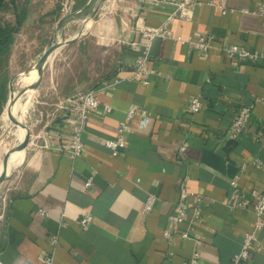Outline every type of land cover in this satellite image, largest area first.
Returning a JSON list of instances; mask_svg holds the SVG:
<instances>
[{"label": "crops", "instance_id": "obj_1", "mask_svg": "<svg viewBox=\"0 0 264 264\" xmlns=\"http://www.w3.org/2000/svg\"><path fill=\"white\" fill-rule=\"evenodd\" d=\"M263 3L190 0L179 12L167 1L104 0L83 34L92 40L91 50L102 54L100 76L85 80L98 83L93 89L100 107L83 134L84 152L80 158L69 155L75 120L61 108L83 86L75 89L69 78L68 91L60 89L59 81L53 92L42 89L43 95L65 101L50 108L43 124L37 118L40 128L28 141L26 157L12 166L18 174L0 212V264H45L50 257L52 264H184L196 250L199 264H264V219L256 231L251 208L229 206L233 179L245 195L264 192ZM69 12L74 11L62 17ZM163 26L169 38L144 36ZM204 33L212 38L206 53L178 40ZM232 45L263 57L234 67L226 51ZM144 56L155 70L147 84L129 78ZM43 83L42 77L31 94ZM195 97L205 107L192 114L187 107ZM8 103L7 93L0 91V127L2 118L10 120ZM132 106L145 110L150 123L141 128L139 116L130 121L125 146L113 155L105 141L117 138ZM244 107L251 108L250 118L243 133L233 137ZM183 188L203 198L201 216L190 224V210L186 222L174 225L171 215ZM149 197L156 202L145 213ZM85 216L93 221L84 228L79 221ZM166 230L188 232L189 238L166 239ZM250 233L257 238L249 259L235 263Z\"/></svg>", "mask_w": 264, "mask_h": 264}, {"label": "rangeland", "instance_id": "obj_2", "mask_svg": "<svg viewBox=\"0 0 264 264\" xmlns=\"http://www.w3.org/2000/svg\"><path fill=\"white\" fill-rule=\"evenodd\" d=\"M85 1H4L3 5L0 7V29L3 27L5 28V31H8L9 29L15 30L12 35V45L0 55V91L6 92L9 99L10 86L12 85L16 93L20 92L22 89L19 87L20 75L28 71L29 73L33 72L34 66L44 50L49 48L53 41L59 40L57 25L60 22L64 11L76 12L83 8ZM71 2H74L73 6H69ZM88 30L89 29L85 27L84 23H70L65 32V37L66 39H70L81 32L85 34ZM91 42L92 40L87 39L86 36H81L76 39L72 46L69 48L66 47V50L59 51L61 54L60 56H56L54 59L52 57L48 68L43 74L44 83L41 86L42 88L40 87L41 89L36 91L35 94L37 97L35 95V103L29 111L28 116L25 118V122L30 126V143L33 142V137L40 128L39 123L36 124L37 118H39L40 122L43 124L47 120V114L50 111V108L53 107L55 103L58 104L65 101V98L58 101L54 95H43L42 89L45 93L49 91L53 92L56 88H59L57 86L59 81L60 89L68 91L70 89L65 87V81L70 78L74 81L72 86L75 89L79 87L78 85L83 86L79 89V92L75 93L76 95L72 94L77 96L81 93L92 90L93 87L98 85L97 82L85 81L87 76L89 79L93 76H100L102 69V66L98 63L102 54L97 50H91V47H94ZM30 93L32 92L30 91ZM67 93L68 92H62L60 95H65ZM54 108L55 105L53 109ZM18 134L19 131L16 126H14L10 120L4 122L2 118L0 127V161L2 164L6 156L9 158L11 156V160L8 158L9 162H12L17 156H20L19 154H21V151L18 155L14 153L16 152L15 140ZM29 144L25 153L28 152ZM7 166L8 173L13 172L7 174L6 180L0 184V212L9 201V189L18 174V170L14 171L13 169L15 167H12L10 163H8Z\"/></svg>", "mask_w": 264, "mask_h": 264}, {"label": "built area", "instance_id": "obj_3", "mask_svg": "<svg viewBox=\"0 0 264 264\" xmlns=\"http://www.w3.org/2000/svg\"><path fill=\"white\" fill-rule=\"evenodd\" d=\"M153 2H170L177 6L179 12L185 11V6L190 2V0H151ZM223 9V4L220 5ZM261 14H264V3L261 7ZM225 12V11H224ZM147 38H169L170 32L167 26H163L157 29H148L144 35ZM182 43L193 44L195 48L203 53H206L211 48V36L207 33H204L195 39L190 38V40L184 41L180 40ZM227 57L230 60L232 66L236 67L240 64L242 60L251 59V60H258L259 58L263 57L259 53H249L246 49L241 48L236 45L229 46L227 49ZM155 74V70L150 68L147 65V57L144 56L142 59L137 60L136 62V69L130 75V79L134 81H139L143 84L148 83V78ZM118 81H116L117 83ZM100 107V102L96 96V91L94 89L89 90L87 92L81 93L71 99L65 101L62 109H65L67 112L73 114L75 124L72 129V134L70 136L67 151L72 158H80L84 152V144L82 141L83 134L86 130V126L88 120L90 119V115L93 111L97 110ZM205 107V103L201 97L193 98L188 104V111L192 114H195L201 111ZM105 110L109 113L111 110L109 107H106ZM251 108L244 107L242 108L234 122V129L232 131L233 137H236L243 133L246 123L250 118ZM137 116L140 117V127L146 128L150 123V118L147 115V112L143 109L136 108L132 106L127 114H126V121L120 124L118 130V136L116 139L106 140L105 146L113 153V155H117L119 149L125 146V139L124 133L128 130L129 122L132 121ZM184 149V147L182 148ZM91 182H87L86 186H90ZM232 193L230 195V202L229 206L231 208H238V209H248L251 208L256 216L257 225L256 231L260 230L262 227V219H264V192L258 190H252L248 195H245L238 189V180L233 179L230 182ZM156 202V198L149 197L145 206L144 212L150 213L153 210L154 204ZM204 203L203 198L200 195L193 194L187 192L186 189H182L180 193V198L176 205L174 206V210L171 215V222L174 225H180L187 221V215L189 214L190 210H192V215L190 218L189 223L192 224L200 219L201 213L199 210L200 205ZM39 214L41 217H45L47 214L44 210H39ZM93 221L92 216H85L80 219L79 223L82 227H87ZM164 237L166 239L172 238H181V239H188L189 234L188 232H180L179 234L170 232L166 230L164 232ZM257 236L256 233H250L245 235L243 249L234 258V262L238 263L241 260H248L249 259V249L251 244L256 240ZM50 242L52 245H56L57 238L52 237L50 238ZM199 253L196 250L191 258L184 264H199ZM53 260L52 257L46 258L45 264H52Z\"/></svg>", "mask_w": 264, "mask_h": 264}, {"label": "water", "instance_id": "obj_4", "mask_svg": "<svg viewBox=\"0 0 264 264\" xmlns=\"http://www.w3.org/2000/svg\"><path fill=\"white\" fill-rule=\"evenodd\" d=\"M103 1L104 0H89V2L86 4V6L83 7L82 9H80L76 12H69L61 18L60 22L57 25V33L59 34V40L53 41L51 46L49 48H47L46 50H44V52L39 57V59L37 60L35 66H34L33 70L36 71L37 78L29 86H26V88H22V86H21L22 77L28 76L30 74L28 71V72L22 73L20 75L21 77L19 79V84H20V87L22 88L20 92L16 93L14 91V88L12 87V85L10 86V99H9V103H8V112H9L10 107L13 104H15L16 101H18L19 99H22V100L26 99V93L27 92L35 91L38 88V86L42 80L44 71L48 68V65H49L54 53L57 50H59L60 48L70 44L71 42H73L77 38L83 36L84 33L81 32L78 35L74 36L73 38L66 39L65 32H66L67 28L69 27V24L70 23L76 24V23L80 22V23H84V25H85V27H87V29H90L98 17V14H99V11H100V8H101ZM9 118H10V120L14 126L20 127L23 130H25V133H26L25 137L22 140V142L20 143V145L18 146V149L20 151L25 152L27 145H28V141H29V128H30V126H29V124H27L25 122V119L22 121H18L16 118L12 117L11 115H9ZM7 163H8V156L5 157V160L3 162L2 172L0 174V182H2V180L6 176V173L8 172L7 171Z\"/></svg>", "mask_w": 264, "mask_h": 264}, {"label": "bare ground", "instance_id": "obj_5", "mask_svg": "<svg viewBox=\"0 0 264 264\" xmlns=\"http://www.w3.org/2000/svg\"><path fill=\"white\" fill-rule=\"evenodd\" d=\"M36 78H37L36 71L31 72L28 76H23L22 77V81H21L22 88L25 87V86H27V85H29V84H32V82H34V80ZM35 98L36 97L33 94L29 93L26 96V99L25 100L19 99L18 101H16L15 104H13L10 107L9 112H8V110H6V111L9 113V115H11L12 117L16 118L18 121H22V120H24L27 117V115L29 114V111L33 107L34 102H35ZM4 122H7V121H4ZM16 128L19 131V134H18V136L16 137V140H15L16 141L15 142V148L17 150L18 149V146L20 145V143L24 139L26 133H25V130H23L22 128H20V127H16ZM5 141H7V140H5ZM19 152H20V150L18 149L14 153H16V155H18ZM19 155L20 156L19 157L17 156L18 158H16L12 162H9V160H11V156H10V158L8 157L9 158L8 163H10L13 166V165H16V164H19L20 162H22L23 159L26 157V153L24 151H21V154H19ZM2 165L3 164L0 161V166H1L0 167V174H1L2 168H3Z\"/></svg>", "mask_w": 264, "mask_h": 264}, {"label": "trees", "instance_id": "obj_6", "mask_svg": "<svg viewBox=\"0 0 264 264\" xmlns=\"http://www.w3.org/2000/svg\"><path fill=\"white\" fill-rule=\"evenodd\" d=\"M5 0H0V7L3 5ZM15 30L9 29L5 31V28L0 29V55L13 43V34Z\"/></svg>", "mask_w": 264, "mask_h": 264}]
</instances>
